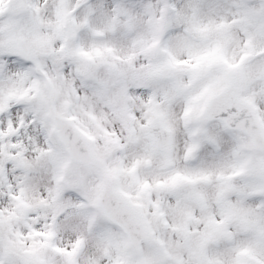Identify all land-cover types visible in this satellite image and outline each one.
<instances>
[{"label": "snow or ice", "instance_id": "6c2138e0", "mask_svg": "<svg viewBox=\"0 0 264 264\" xmlns=\"http://www.w3.org/2000/svg\"><path fill=\"white\" fill-rule=\"evenodd\" d=\"M0 264H264V0H0Z\"/></svg>", "mask_w": 264, "mask_h": 264}]
</instances>
